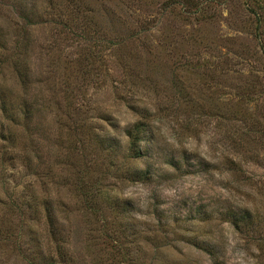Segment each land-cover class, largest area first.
<instances>
[{
  "label": "rangeland",
  "instance_id": "obj_1",
  "mask_svg": "<svg viewBox=\"0 0 264 264\" xmlns=\"http://www.w3.org/2000/svg\"><path fill=\"white\" fill-rule=\"evenodd\" d=\"M0 264H264V0H0Z\"/></svg>",
  "mask_w": 264,
  "mask_h": 264
},
{
  "label": "trees",
  "instance_id": "obj_2",
  "mask_svg": "<svg viewBox=\"0 0 264 264\" xmlns=\"http://www.w3.org/2000/svg\"><path fill=\"white\" fill-rule=\"evenodd\" d=\"M137 136V135H136ZM135 140V139H134ZM135 142V141H134Z\"/></svg>",
  "mask_w": 264,
  "mask_h": 264
}]
</instances>
